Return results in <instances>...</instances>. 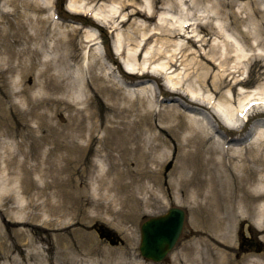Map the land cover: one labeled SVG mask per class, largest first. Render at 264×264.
<instances>
[{
    "label": "bare ground",
    "instance_id": "bare-ground-1",
    "mask_svg": "<svg viewBox=\"0 0 264 264\" xmlns=\"http://www.w3.org/2000/svg\"><path fill=\"white\" fill-rule=\"evenodd\" d=\"M95 1L70 0L67 9L73 15H91L95 23L104 25L113 32L129 24L131 31L127 34L123 32V36L118 32L114 44L118 53H124L121 37L125 44H136L137 51L132 49L131 53L129 49L125 59L131 64L128 70L134 73L132 78L141 82L147 79L157 81L158 76H169L170 79V74L176 72L178 66H182L183 71L175 76V84L169 90V96L182 98L189 105L206 111H200L196 117L190 118L191 126L186 130V144H181L185 157L178 163L174 176L176 179L172 183L176 202L180 205H192V224L196 222L198 228L190 240L192 249L184 250L185 259L180 264H192L190 258L201 255L200 246L208 242L217 253L212 256L215 259L210 264H234L236 260L233 259L232 244L235 242L237 228H245L246 232L243 230L242 234L244 238L252 229L255 230L264 243V118H259L264 116V109L263 112L258 111L260 108L257 107L258 110L245 111L244 116L249 122L258 118L248 125L239 115L250 103V95H244L239 106L233 105L234 100L224 96L218 100L215 96L219 89L229 87L230 93L235 97L237 86L246 83L242 77L243 68L249 66L251 71L255 65L264 61V0H164L162 13L159 15L156 0H97L102 1L100 4L94 3ZM7 3L13 4L14 12L9 15L0 14V65L10 67L15 89H20L17 80L22 70L19 63L17 66L13 65L19 62L18 58L22 53H30V57H34V51L27 47L29 42L39 39L41 47L55 51L59 54L57 61L66 65L75 59V51L71 48L74 47L76 34L80 33L81 24L66 25L56 21L54 0H35L38 7L34 6L35 11L47 10L46 16H31L25 10L21 13L17 0H8ZM29 5L26 2V6ZM24 19H27L26 23L23 22ZM47 24L51 30L48 39L51 43L46 46L43 39ZM27 26L35 33L30 35ZM205 30L209 31L208 35H201ZM82 34L81 47L88 49L92 45L93 51L90 49L92 52L88 59L95 62V65L104 63V58L96 55L102 44L96 30L85 28ZM21 44L25 48L17 51L16 46ZM59 45L61 50H58ZM150 45L153 47L147 62L163 59L165 63L163 69L153 70L151 73L147 65L137 63ZM248 49L261 52L252 55ZM92 65L93 63L90 66ZM174 68L176 70L173 71ZM94 70L93 66L90 74L91 82L95 85L91 86L89 83V87L96 96L103 94L108 100H113L116 107L113 109V119H102L100 123V120H95L96 114L88 110L84 115L80 111L70 114L68 118L75 128L68 131L71 144L62 141L66 139V131L61 123L57 127L41 123L39 130H33L17 120L8 127L9 131L28 127L24 130L30 132H42L41 129L46 127V133L40 139L46 146L53 144L56 150H63L58 157L60 165L55 164L52 149L46 150L39 157L41 165L29 164V159L34 157L24 150L25 160L22 161V144L16 143L14 133L2 134L0 137V210H4L7 215L4 217L11 220L0 224V248H4L6 253L12 252L15 263L21 261L25 245H20L17 240L13 246H9L5 239L23 235L22 229L17 230L20 225L28 228L26 231L22 230V237L28 245V256L40 257L38 264L48 263L43 255L45 249L38 245L39 242L49 243L50 251L73 246L75 241H71L70 236L77 230H69L71 225L61 218L69 215L73 225L81 223L89 202L84 188L94 190L93 197L98 196L102 189L114 190L129 201L138 200V191H146L149 194L147 204L152 200L158 203L163 198L157 197L148 184H142L144 180H148L153 186L162 188L160 171L150 167L151 163L159 166L162 164L161 155H150L145 148L150 146L153 151L159 152L163 146L168 147L170 142L180 141L175 137L178 131L184 130L180 115L167 107L157 112L153 105L157 95L145 88H139L137 92L122 90L123 95L111 91L109 86L100 83L102 78L94 74ZM41 83L38 91L40 94L48 88L47 81ZM187 87L203 98L186 93L184 90ZM259 89L261 96H264V85ZM23 92L27 91L21 93ZM137 93L140 96H134ZM83 94L88 96L85 90ZM125 94L128 96H124ZM237 95L241 96L242 93ZM21 96L28 99L31 95ZM7 103L16 108L18 97H8ZM119 103L125 107L119 106ZM4 104L0 98V105ZM56 111L59 115L58 106ZM154 115L157 116L155 121ZM16 116L19 117L18 112ZM30 116L40 122L52 119L47 114H39L36 109L30 110L28 117ZM210 121L214 125L211 126ZM103 126L105 135L101 137ZM223 128L235 136L231 143L227 140L230 134L223 131ZM245 131L248 132L243 135ZM77 140L83 141L85 145L79 144ZM94 145H97L95 151L98 153V162L107 164V171L89 160L88 153ZM92 166L95 174L89 183L86 177ZM188 170L192 171V177L186 176ZM36 171L42 174L41 188L36 187L29 177ZM33 187L38 190L37 198L35 194H31ZM79 188L81 193L78 192ZM55 196L60 197L58 203L54 202ZM24 198L27 199L26 204L23 202ZM45 215L49 218L56 215L58 218L41 225L40 218ZM205 225L220 231L208 236L204 230L208 231L210 227ZM34 231L36 237L32 235ZM87 249L90 250L86 253L88 259L81 258L76 250L69 251L70 256L59 252L62 254L60 264H100L99 259L94 258L99 255L98 251L94 247ZM113 253L110 250L103 251V264L114 261ZM242 264H264V251L259 255H246Z\"/></svg>",
    "mask_w": 264,
    "mask_h": 264
},
{
    "label": "rangeland",
    "instance_id": "rangeland-1",
    "mask_svg": "<svg viewBox=\"0 0 264 264\" xmlns=\"http://www.w3.org/2000/svg\"><path fill=\"white\" fill-rule=\"evenodd\" d=\"M8 0H0V14L5 13L6 15L12 14L14 12V6L13 4H8ZM247 1H255V0H247ZM26 2H28L30 5L27 7ZM65 0H57V11L59 14L62 16L63 19L67 20H72V16L67 10L64 8L63 3ZM157 5L161 6L162 3L164 2L163 0H157ZM94 3H100L99 1H95ZM17 6L20 8V12L24 13L27 12L31 16H38V15H45L48 13L46 10L45 12L41 11H35L34 6L36 8L37 5L35 3V0H17ZM26 7V9H24ZM41 12V13H40ZM36 14V15H35ZM127 14V12H126ZM12 20H14L13 17H10ZM23 21V20H21ZM27 19H24L23 22L26 23ZM74 21H78L82 23L85 26H92V21L90 19L84 20L83 17H75ZM68 23V21H67ZM95 26V25H94ZM129 24L121 27L120 30L118 31L119 34L123 36V32H126V34L131 31L129 28ZM28 32L30 35L34 34V30L30 29L28 26ZM50 26L49 24L46 25L45 32H44V42L46 43V46L51 43V40L49 39V31L51 34V30L49 29ZM52 29V28H51ZM102 32V38H103V45L104 48L106 49V52L108 55L112 56V60H115L112 62L109 57L108 62H111L115 67H122L121 64L118 62V56L117 54H114L113 51L111 50V41H112V36L110 33L107 32V30H103ZM205 35H208L209 31L205 30ZM83 32H80L76 35L75 41H74V47L71 48L72 51H75V59L71 60L69 64L66 65V63L63 62H58L59 54H57L55 51L51 50L50 48H43L41 47V41L35 40L33 42H29L28 48L34 51V57H30V53H22L20 57L18 58L19 62L15 63L13 66H17L18 63L21 66V74L19 75L20 78L17 80L19 84L20 89H15L13 84H12V77L9 69V66H3L0 65V98L5 102L4 105H0V137L2 134H9V133H14L16 136V143H21L22 144V152H20V159L22 161L25 160V155L23 154V150L26 151L27 153H30L31 156L34 158L29 159V164H37L41 165L40 158L46 150L52 149L54 152V157H55V164L60 165L61 162L58 160V157L63 153V150L57 149L55 145H50L46 146L44 143L41 141L40 137L41 135H44L46 132V127L42 128V132H30L29 130L26 131L24 128L28 127H21V128H15L13 131H9L8 127L9 125L15 123L17 120H19L21 123L24 125L27 124L29 128H32L33 130H39V125L41 123H45L46 125H53L56 126L58 123H61V125L65 128V135L66 139H63L62 141L67 144H71V139L69 138V132L75 129L73 127V123L70 122L69 120V115L77 113V111H80L83 115L85 112L88 110L89 112L95 113V120H101L106 119L107 121L109 119H113L115 116V113L113 112L114 106L113 100H108L106 97L103 96H96L95 92L90 89V85L94 86L93 83L91 82V77L92 75L90 74V71L88 70L87 65L89 64V68H92L93 66L95 67L94 74L99 75L102 80H100V83L105 86H109L111 91H114L117 94L123 95L124 92L118 91L120 88V85L110 82L109 81V70L106 68L103 69L105 66L112 67L109 63H104L105 65H99L96 64L95 62H92V60H85L82 57V47H81V42H82V34ZM121 41L123 44V49L128 54L129 49H132L136 52L137 51V46L136 44H125V40L123 37H121ZM132 45V46H131ZM155 45V43H154ZM153 45H150L147 47L145 50L141 60L140 64L145 65L147 62V59L149 60L150 58V51H152ZM17 48V49H16ZM17 51H22L25 48L24 44L17 45L16 46ZM53 48V47H52ZM1 50V48H0ZM58 50H61V46L59 45ZM249 53H253L252 49H248ZM133 51V52H134ZM255 52V51H254ZM116 53V52H115ZM99 56L98 54H96ZM11 58L9 59V61ZM85 61V63H84ZM88 63V64H87ZM93 63L92 66H90ZM85 65V66H84ZM165 63L163 60H157V63L154 65L152 69H160L164 67ZM182 67H180L174 74H171V77L173 78L174 76H178L180 72L183 70ZM250 68H243L242 70V77H244L246 83L243 84L242 86H237V93H242L241 96H238L236 93V96L233 97L232 93L229 91V87H224L218 90V94L216 95V98L220 100V98H226L229 100H234L233 105L239 106L240 101L244 95H250V99L253 98H260L264 99V96H261V90L259 87H262L264 85V62H259L257 65H255L252 70H249ZM89 71V73H88ZM217 70L214 71V74L216 73ZM214 74L212 76H214ZM194 80V79H193ZM47 81V91L44 93H39V87L42 84L41 82ZM159 85L161 89L165 92H167V86L170 88L172 83L166 81L164 79H160ZM210 82V81H209ZM90 83V85H89ZM97 82V84H100ZM210 84H212L210 82ZM233 84V81H232ZM88 85V87H87ZM119 87H118V86ZM21 86V87H20ZM142 87H144L146 90H152L155 88L154 82L151 83H144L142 84ZM156 89V88H155ZM86 91L87 95L89 96L90 100H87L88 96H85L83 94V91ZM191 93H196L193 92L189 88ZM22 91H27L26 93ZM162 91V92H163ZM134 92V91H133ZM21 93V94H20ZM164 93V92H163ZM31 95L28 96V99H26V96H21V95ZM12 96H17L18 97V105L16 103V108L12 107L7 103L8 97ZM119 96V95H118ZM124 96H128V94H125ZM134 96H140L139 93L135 94ZM150 96V95H149ZM165 96V95H164ZM123 97V96H121ZM13 99V98H12ZM51 101H54L52 103ZM264 101V100H262ZM168 102V103H166ZM161 103H163L164 106L167 108H172L178 115H180L179 119L183 123V131H178L177 135L175 136L178 140H174V143L170 142L169 146H163L161 149H159V152L153 151L150 146H147L145 150L150 153V155H156L160 156L162 159V164L159 166L158 164H150V167L153 169H158L160 171V177L162 181V188H158L157 186H153V183L144 180L142 182L143 185L150 186L151 189L154 190L156 193L157 197L160 199L164 196L165 199H161L158 203L155 200H152L150 204L146 203V198L149 197V194L146 191H138L137 193V198L138 200L134 201H129L125 200V198L121 195L116 193L114 190H105L102 189L101 193L93 197L92 194L94 193V190H90L87 188H84L86 190V195L89 199V202L87 203L85 207V214L84 217L82 218V221L80 224L73 225V222L71 221V217L69 215H66L62 217L61 219L65 220L68 225H71L70 229H76L77 232L73 235L70 236L71 241H75L73 246L71 248H66V249H54L50 251L51 245L47 242H39L38 245L42 246L45 251L43 252V255L52 260V262H56L55 260L61 261L62 259V254L65 252L68 256H70L69 251H77L81 258L88 259V255L86 254L90 250L87 248H95L99 254L96 259H99L98 263L103 264L102 261V256H104L103 251L104 250H110L114 252L115 258H114V264H150V262H142L144 261L140 251H139V244H140V228L141 225L143 224L144 221H146L149 218L159 216L162 214H165L169 208L171 207H179L182 208L186 211L187 214V219H186V224L184 231L182 233L181 239H180V244L179 246H186L187 250H190V240L192 238V233L194 228L196 227V223L192 224L193 217L192 213L190 212V208L192 205L189 204H183L180 205L179 203L176 202L175 199V190L172 187V183L175 181V174H176V169L178 168V163L185 157L184 155V150H182V145L186 144V130L191 126L190 123V118L193 117L189 111L190 110L187 107V104L185 103V100L182 98H177V97H168V100L164 99ZM13 106L15 104H12ZM125 107L123 104L119 103V106ZM57 106L59 111V115H57ZM155 106V105H154ZM163 106V107H164ZM31 109H36L38 110L39 114H44V115H49L52 119H45L37 120L36 118L33 117H28L30 115V110ZM262 109V110H260ZM258 111L263 112V108H260ZM159 109L157 108V111ZM54 111V114H52ZM19 113V117L16 116V113ZM155 114V113H154ZM264 117V116H263ZM154 121L157 119V116H153ZM64 119V120H63ZM256 119V118H255ZM63 120L62 122H60ZM50 122V124H49ZM101 125V124H100ZM8 130V131H7ZM104 126L101 128L100 136L103 137L105 135L104 132ZM31 136H36V137H31ZM146 136V135H145ZM189 138V137H188ZM60 140V137H59ZM208 140V139H207ZM79 144L84 145L83 141L77 140ZM209 141V140H208ZM1 142V138H0ZM10 142V141H8ZM181 142V143H180ZM210 142V141H209ZM208 142V143H209ZM42 144V146H40ZM182 144V145H181ZM1 146V145H0ZM181 146V147H180ZM41 147V148H40ZM97 148V145H94L92 150L88 153V158L89 160L95 162L98 164V153H96L95 149ZM0 147V151H1ZM159 161V160H158ZM100 168H104L105 171L108 169L107 164H100ZM134 168L135 165H132ZM95 174V169L90 167V170L87 174L86 181L87 182H92L93 176ZM41 172L36 171L35 173L30 174V180L36 184V187L41 188L43 186L42 180H41ZM187 177H192V171L188 170L186 173ZM174 177V178H173ZM34 189L31 190V194H35V197L37 198L39 195H36L38 190L33 187ZM78 192L81 193V189H78ZM25 196V195H24ZM183 199L185 200L184 196H182ZM60 200L59 196H55L54 202L58 203ZM39 201H42L40 199ZM23 202L25 204L27 203V199H23ZM180 205V206H179ZM2 212V214H1ZM0 212L1 214V219L6 221L9 220L8 217L4 213V210ZM43 212H41V215ZM58 216L52 215L50 218L49 216H42L40 218V223L43 225L46 221L51 220V219H57ZM44 220V221H43ZM11 221V220H9ZM5 222V221H4ZM97 224L105 225L106 227L110 228L111 230L119 233L122 235V238L125 241L124 245H113L107 240H103L98 232H96V226ZM210 227V226H208ZM20 229L25 231L28 229L24 226H19L17 230L19 231ZM21 230L22 234L24 235L23 231ZM68 230V231H69ZM213 230L215 228L210 227L208 232L205 231V233L209 236H212ZM32 234V233H31ZM23 235H20L19 237H13L9 239H5V243L9 246H13L15 241L18 240V243L20 245H25L23 248L24 253H22V256L20 258V262H23L24 264L26 263H38L40 257H31L28 256L27 254V247L26 241L24 240ZM34 237H36V232L32 234ZM45 236V235H44ZM43 236V237H44ZM254 239L253 246H251L250 249H246L245 253H238V258L236 259L237 261L234 263L240 262L241 264L243 263L244 257L246 255H259L263 253L264 251V243L260 241V235L256 233V231H252V236ZM22 239V240H21ZM256 242L258 244H256ZM2 243V242H1ZM4 243V242H3ZM81 243V246L80 244ZM207 244H210L211 248V243L208 242ZM234 246V245H233ZM18 248V247H17ZM234 250L233 252V259L234 253L236 251L235 247H233ZM178 249V248H177ZM16 250V249H15ZM17 251H20L18 249ZM215 251V250H213ZM59 252H62L60 254ZM102 252V253H101ZM237 252V251H236ZM12 253V252H11ZM70 253V254H69ZM101 253V254H100ZM174 253V252H173ZM213 254H215L213 252ZM6 256L8 258V261H11L9 254L6 253V250L4 248H0V260H3L2 258ZM205 256V254H204ZM92 257V256H91ZM171 257V259H170ZM168 260L164 262V264H178L179 260L178 256H174L173 254L170 255ZM173 257V258H172ZM215 259V256L213 257ZM202 256H197L193 258H190L191 262L193 264H202ZM213 260H210V263H212ZM183 261V259H182ZM185 264V263H184Z\"/></svg>",
    "mask_w": 264,
    "mask_h": 264
},
{
    "label": "water",
    "instance_id": "water-1",
    "mask_svg": "<svg viewBox=\"0 0 264 264\" xmlns=\"http://www.w3.org/2000/svg\"><path fill=\"white\" fill-rule=\"evenodd\" d=\"M182 218L177 219H168L167 222H154L156 223L157 226L161 225L160 227L156 226V233L153 235V240H152V247L156 248V243L159 242L158 238L161 237H167L170 238L171 237V233H178L179 230L182 227ZM150 224L146 225L144 227V232H146V230L148 228H150ZM159 228V229H158ZM152 236V235H151ZM156 250V249H155Z\"/></svg>",
    "mask_w": 264,
    "mask_h": 264
}]
</instances>
